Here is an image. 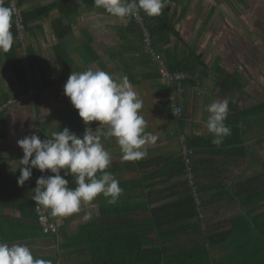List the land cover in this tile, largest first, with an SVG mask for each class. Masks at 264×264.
Listing matches in <instances>:
<instances>
[{
  "label": "crops",
  "instance_id": "obj_1",
  "mask_svg": "<svg viewBox=\"0 0 264 264\" xmlns=\"http://www.w3.org/2000/svg\"><path fill=\"white\" fill-rule=\"evenodd\" d=\"M224 3L211 6L203 16L195 0H166L162 9L170 8V14L175 11L177 17L186 9L184 18L175 22L179 37L165 29L156 30L154 36L155 52H160L156 54L165 64L191 66L183 85V114L176 118L169 106L168 86L140 39L141 27L130 18L120 21L95 8L93 0H83V7L77 0H15L23 21L22 35L13 15L12 48L0 51V105L6 104L0 112V242L24 244L34 258L51 264H151L145 251L208 244V238L229 230L234 218L243 219L241 234H255L250 225L254 222L264 236V200L245 205L264 189V86L250 84L249 59L236 68L229 63V53L216 55L219 40L216 35L213 47L211 29L222 11L232 6L231 0ZM5 6H10L8 0ZM192 48L202 55L200 61L190 57ZM218 59L220 67L238 81L229 93L218 85V72L212 68ZM87 70L126 75L143 102L139 115L146 121L145 130L157 140L145 145L143 159L123 161L115 138L103 137L106 126L91 122L92 131L101 136L111 155L107 171L119 181L123 193L114 205L103 196L82 202L79 212L66 217H53L47 209L58 231L44 235L34 214V173L23 186L17 183L19 167H23L19 166L23 151L17 140L33 132L46 139L65 127L82 136L86 125L64 95V85L71 72ZM257 78L260 81L259 73ZM225 99L229 108L225 124L231 135L216 147L206 127V109ZM189 143L201 199L200 206L193 204L201 207L198 225L196 218L186 222L187 208L181 203L158 217L152 213L188 195L182 161ZM64 178L69 188L77 186L74 176ZM175 233L161 243L160 239ZM209 250L215 264H227L235 257L231 241L213 244Z\"/></svg>",
  "mask_w": 264,
  "mask_h": 264
},
{
  "label": "clouds",
  "instance_id": "obj_2",
  "mask_svg": "<svg viewBox=\"0 0 264 264\" xmlns=\"http://www.w3.org/2000/svg\"><path fill=\"white\" fill-rule=\"evenodd\" d=\"M97 9L120 21H125L143 11L149 17L159 16L166 0H93ZM83 7V0H77ZM14 9L0 0V51L8 52L13 45L11 31ZM64 95L86 125L82 136L67 127L52 132L41 140L33 132L17 140L23 151L19 160L20 175L17 183L23 186L33 169L54 175H41L36 180L33 201L44 209H50L53 217H66L80 211L81 203H91L103 196L106 203L114 205L123 193L113 174L107 169L111 155L101 143V136L89 126L98 121L106 126L105 139L115 138L123 161H139L147 156L145 145L154 144L157 137L146 132V121L139 115L143 102L126 75L118 76L103 70L71 72L65 85ZM209 116L207 130L213 135L212 144L220 147L231 129L225 124L228 117V100L214 101L207 106ZM180 109L175 110L178 114ZM199 123V121H197ZM98 125V126H99ZM63 170V176L61 175ZM99 173V175H97ZM74 176L76 187H68L64 178ZM0 264H51L42 258H34L31 249L21 243L0 242Z\"/></svg>",
  "mask_w": 264,
  "mask_h": 264
},
{
  "label": "trees",
  "instance_id": "obj_3",
  "mask_svg": "<svg viewBox=\"0 0 264 264\" xmlns=\"http://www.w3.org/2000/svg\"><path fill=\"white\" fill-rule=\"evenodd\" d=\"M240 5L241 6L244 5V7H246L244 0H241ZM185 12H186V9H183L182 12L177 17V14L175 11L170 14V8H165L164 12H162L161 15L155 16V17H149L143 11H140V15L143 19V24L145 25L144 27L150 33L152 48H153L154 52L156 50L154 48V46L156 45L154 42V36H155L156 30H161V29L164 30L165 29L168 32L173 33L177 37H179V34L175 31V25H176L175 22L181 21L185 16ZM169 14H170V17L168 16ZM130 21L132 23H135L133 20V17H130ZM156 23L157 24L161 23V25L156 26ZM139 27H141V26L139 25ZM140 39L142 40L143 36ZM155 53L160 54V52H155ZM190 57L195 58L198 61H200L202 59V55H197V53L195 52V50L193 48L191 49ZM187 63H188V65L189 64L191 65V58H188ZM219 63H220L219 59L214 61V63H213L214 65L212 68L218 72V85H220L225 91H227V93H229L235 87H237L238 81H237L236 75H234V74L231 75V74L226 73L225 70H223L220 67ZM165 65H167L166 67L168 68V70L170 72H178V73H183L185 75L187 73H190L189 69L191 66L190 67H188V66L187 67H183V66L175 67V66L171 65L168 61H166ZM158 74H159V72H158ZM17 78H18V75H17ZM186 79H187V75H186ZM185 80L183 81V85L186 83ZM226 84L229 85V87L226 86ZM169 106H170V104H169ZM182 106H183V104H182ZM262 108H264V105L262 106ZM231 125H232V123H231ZM234 125L236 126V123H234ZM187 146H188L187 151H191V154H190V159H191V163H190L191 174L190 175L191 176H188V174L185 170L186 165L184 162V157H183V161H182V164H183L182 169L186 174L185 175L186 178L184 181L188 187L187 188V191H188L187 194L188 195L186 197H184L183 200H181V202L174 203V204L162 207L160 209L154 210V211H152V213H153V216L158 217L160 212H167L168 210H172L174 208L176 209L178 206H180L178 204L181 203L182 205L186 206V208H187V210H185L186 222L189 223V221L196 218V221H198V222H196V225H198L200 222L199 217H198V214H199L198 210L201 207L199 209H197L193 205L195 200L192 197L191 193L189 192L190 191L189 177H192V180H194V168H193V162H192L194 151L192 150V148H190V146H192L191 143H189ZM33 173L35 175V171ZM34 175H33V177H34ZM34 182H35V177H34ZM34 188H35V184H34ZM197 192H198L199 200L201 202L199 191L197 190ZM260 200H264V189L259 190L257 197H255L254 199H251L249 201V203L245 204V205H252L255 202H258ZM34 214H35V212H34ZM242 220H243L242 218H234V219L230 220V225H231L230 229L225 231V232H222L221 236H219L217 238H212V237L208 238L207 239L208 244L200 243V244L194 245L192 247L181 248L178 251H176L172 248L168 249L165 246H163V247L160 246V248L145 251L143 253V255H145L147 262H149V263L152 262L151 264H215V262L211 256L209 247L212 246L213 244H216L219 242L231 241V243L233 245V249L235 251V257L231 261H229L227 264H264V236H262L263 233L261 232V229L259 227H257L256 224L253 222L250 225L252 226V229L255 232V234H253V235H247V233L241 234L242 228L240 226V223ZM157 221L158 220L155 221V225L157 226L156 229H157V231H160L159 230L160 224L157 225ZM172 221H174L173 223H176V225H177L178 220L174 219ZM188 226H191V224H188ZM176 235H177V233L173 234L172 236H166V237H164L163 240L160 239V241H161V243H165L167 240L172 239ZM1 240H3V239H1ZM207 245H208V247H207ZM90 246L92 247V245H90ZM202 246H204L205 248H203ZM201 247H202V250L190 251L191 249H198V248L200 249ZM177 258H180V259H177Z\"/></svg>",
  "mask_w": 264,
  "mask_h": 264
},
{
  "label": "rangeland",
  "instance_id": "obj_4",
  "mask_svg": "<svg viewBox=\"0 0 264 264\" xmlns=\"http://www.w3.org/2000/svg\"><path fill=\"white\" fill-rule=\"evenodd\" d=\"M224 1L195 0L196 4L194 6L200 9L199 14L203 16L209 11L211 6L220 5ZM244 3L248 10L242 8L237 0H231L232 6H230V9L223 8V13L218 16L220 17V19L218 18V23L214 26V29H211L213 30L211 43L215 47L218 42L215 36L218 35L219 43L216 46L218 48L216 55L229 53L232 59V62L229 63L236 68L240 67L242 61L246 64L247 59H249V68L251 70L250 84H261L264 86V0H245ZM231 7H233V10ZM192 10L193 8L190 12ZM221 15H224V17ZM141 31L143 36L142 28ZM147 33L150 36L148 31ZM210 48L211 46L207 45V49ZM257 50H259L258 55L256 53ZM258 73L260 81L257 78Z\"/></svg>",
  "mask_w": 264,
  "mask_h": 264
},
{
  "label": "built area",
  "instance_id": "obj_5",
  "mask_svg": "<svg viewBox=\"0 0 264 264\" xmlns=\"http://www.w3.org/2000/svg\"><path fill=\"white\" fill-rule=\"evenodd\" d=\"M8 1L10 2V6L13 7L14 9V17L16 21V26L18 30L20 31V35H22L21 31L23 30V24H22L23 21L21 19V14L16 9L15 0H8ZM133 20L135 23L139 24L143 30V41H144L145 49L148 53H150V55L153 57V59L157 63L159 75L161 79H163L168 86V90H169L168 101L171 107L172 114L176 118H179L182 115V111H183V106H182L183 104V81L186 79V75L183 73H178V72H170L168 68L166 67L165 63L162 61V59L159 58V56L154 52L152 48L151 38L149 34L147 33V30L144 27L143 19L140 15V12L138 15L133 17ZM5 106L6 104L0 105V112L4 110ZM176 109H180V112L178 114H175ZM39 137L41 138V140H44L42 136H39ZM190 154H191V151H187V148H185L184 162L186 165L185 170L188 176H191L190 175L191 174ZM41 175L48 176L50 175V172L46 170L44 173H41L39 170L35 169V175H34L35 187H36V180ZM189 186H190V193L195 200L194 203L196 204V206H200L201 202L198 197V192H197V188L195 185V181L192 180V177H189ZM34 212L36 216V222L38 226L40 227L42 234L50 235V234L57 233L58 231L57 226L50 220L47 214V209H44L42 206H39L35 203Z\"/></svg>",
  "mask_w": 264,
  "mask_h": 264
}]
</instances>
